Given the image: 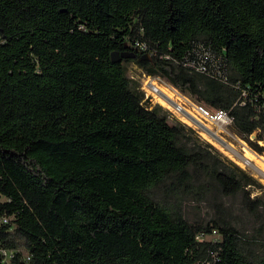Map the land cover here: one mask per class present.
Listing matches in <instances>:
<instances>
[{
    "label": "trees",
    "instance_id": "1",
    "mask_svg": "<svg viewBox=\"0 0 264 264\" xmlns=\"http://www.w3.org/2000/svg\"><path fill=\"white\" fill-rule=\"evenodd\" d=\"M130 63L264 152V0H0V264H264V186L146 104Z\"/></svg>",
    "mask_w": 264,
    "mask_h": 264
},
{
    "label": "built area",
    "instance_id": "2",
    "mask_svg": "<svg viewBox=\"0 0 264 264\" xmlns=\"http://www.w3.org/2000/svg\"><path fill=\"white\" fill-rule=\"evenodd\" d=\"M138 48L145 52L147 47L145 44H137ZM191 68H196L200 72H206L204 66L196 67L192 62L187 64ZM134 79V78H132ZM160 78L145 76V79L141 83L140 89L144 93V102L150 107L160 105L164 109L169 111V116L177 121L192 126L196 128L197 133H205L210 138L217 141L224 150H226L229 157H231L240 167H242L249 175L257 177L264 184V154L258 153L251 147L246 145L249 150L260 159L256 162L251 161L245 157L246 150L244 148L245 143L238 139L236 135L230 132V128L233 125V119L230 114L223 110H209L204 105L196 103L190 96L184 94L179 89L175 88L173 85H167L171 92L174 93L173 98H169L168 94H165L156 82L159 83ZM160 84V83H159ZM163 98L168 104V107L163 106L157 101V98ZM186 120H189L192 124H188ZM207 126H215L218 130H212ZM199 131V132H198ZM228 139L240 140L242 145L241 150L237 148H231L232 143ZM263 160V162L261 161ZM263 165V166H262ZM9 219L6 217L0 218V223H8ZM7 259L12 257V253L2 252ZM29 260V257L26 258Z\"/></svg>",
    "mask_w": 264,
    "mask_h": 264
},
{
    "label": "rangeland",
    "instance_id": "3",
    "mask_svg": "<svg viewBox=\"0 0 264 264\" xmlns=\"http://www.w3.org/2000/svg\"><path fill=\"white\" fill-rule=\"evenodd\" d=\"M148 70H149V68H141L136 63H130V64H128V75H129V77L130 78H134L135 80H137L139 82V84H141L143 82V80L145 79V76H148L147 75L148 74L147 73ZM157 78H160L159 83L161 85H166L167 86V85L170 84L167 80H165L162 77H157ZM178 89L181 90L180 88H178ZM181 92H183L186 95L188 94L187 90H184V91L181 90ZM206 108H208L209 110H212V111L214 110L210 106H208ZM165 111H167V109H165ZM167 113L169 114V111H167ZM169 119H170V121L172 123H174L175 120H176V119H173L171 117ZM187 126H190V125H187ZM211 127L214 130H218V128L215 127V126H211ZM193 129L195 131H197L196 128L193 127ZM230 132L233 133L234 135H236L238 137V139H240L241 141H243V143H245V145H248V146H249V143L247 141L248 139L251 140V141H256L257 140V137H258V132L252 134L250 137L239 136L238 134H236L232 130V128H230ZM197 134L201 137L202 140H204V141L208 142L209 144H211L223 156L227 157L229 160H231L237 166L240 167V165H238L231 157H229L228 153H225L223 150H221L220 148H218L217 146H215L214 144H212L211 142H209V140H207L206 138H204L203 137V133L202 134L197 133ZM240 140L228 139V141H230L232 143V145H234L238 150H241V147L243 145ZM258 144L260 146H263L264 147V141H260ZM263 154H264V152H263ZM240 168L243 169L242 167H240ZM252 177L255 178L258 182H260L264 186V184L261 182V180H259L257 177H255L253 175H252ZM257 194H260V193H257V191L254 192L252 194V197L254 198ZM224 203L226 205H229V207L231 208V212H232V215L234 216V219H238V220L242 221L243 224L245 226H247V229L250 230L251 229V228H249L251 226L250 225V219L248 218V216L246 215V213L243 211V208L239 204V201L234 202L232 200L225 199L224 200ZM185 206H186L187 214L189 215V218L191 220L197 219V220H201L203 222H209L213 218V216H214V210L211 207V204L210 203H201V204L186 203ZM201 239L202 240H205V241H216V240H220V238H219V236L217 234H213L212 236H205V237H203Z\"/></svg>",
    "mask_w": 264,
    "mask_h": 264
},
{
    "label": "bare ground",
    "instance_id": "4",
    "mask_svg": "<svg viewBox=\"0 0 264 264\" xmlns=\"http://www.w3.org/2000/svg\"><path fill=\"white\" fill-rule=\"evenodd\" d=\"M156 84L158 85V87H159L163 92H165V94H168V95H169V98H173V97L175 96L174 93L171 92L170 88H168L166 85H161V84H159L158 82H156ZM157 100H158V102L161 103L163 106H165V107H168V106H169V104H168L163 98L158 97ZM186 122H187L188 124H192L189 120H186ZM207 127L210 128V129L212 130V127H211V126H207ZM203 137L206 138L207 140H209V142H211L212 144H214L215 146H217L218 148H220V149L223 150L224 152H227L226 150H224V148H222V147L220 146V144H219L217 141H215L214 139L210 138L207 134L203 133ZM242 144H243V143H242ZM243 145H244V144H243ZM230 146H231V148L236 149V147H235L234 145H230ZM244 148H245V150H246V153H245V157H246V158L250 159L251 161H255V160H256V162L260 161V159H259L258 157H256V156H255V155L249 150V148H248L246 145H244ZM261 161L263 162V160H261ZM263 163H264V162H263ZM263 165H264V164H263ZM263 165H262V166H263Z\"/></svg>",
    "mask_w": 264,
    "mask_h": 264
},
{
    "label": "water",
    "instance_id": "5",
    "mask_svg": "<svg viewBox=\"0 0 264 264\" xmlns=\"http://www.w3.org/2000/svg\"><path fill=\"white\" fill-rule=\"evenodd\" d=\"M136 57V54L135 53H122V54H119V53H113L112 54V60L114 62H117V61H120L121 59H129V58H135ZM145 59H149V56L148 55H144L140 58V61L142 60H145Z\"/></svg>",
    "mask_w": 264,
    "mask_h": 264
}]
</instances>
